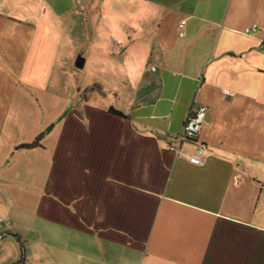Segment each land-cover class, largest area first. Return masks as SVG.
<instances>
[{
  "label": "crops",
  "instance_id": "crops-1",
  "mask_svg": "<svg viewBox=\"0 0 264 264\" xmlns=\"http://www.w3.org/2000/svg\"><path fill=\"white\" fill-rule=\"evenodd\" d=\"M263 46L264 0H0V264H264Z\"/></svg>",
  "mask_w": 264,
  "mask_h": 264
},
{
  "label": "built area",
  "instance_id": "built-area-1",
  "mask_svg": "<svg viewBox=\"0 0 264 264\" xmlns=\"http://www.w3.org/2000/svg\"><path fill=\"white\" fill-rule=\"evenodd\" d=\"M182 25V24H181ZM258 28L252 26L246 28L243 33L246 35H251L256 33ZM264 54V46H263ZM207 108L205 106H198L196 109L192 110L185 118L182 126L181 132L172 138L169 144V150L179 153L181 144L184 142L193 145L192 153L187 157L190 164L195 166H201L204 164L207 157V148L205 144L198 141V136L202 128L203 121L205 119ZM173 142L177 144H173ZM1 225V220H0Z\"/></svg>",
  "mask_w": 264,
  "mask_h": 264
},
{
  "label": "trees",
  "instance_id": "trees-1",
  "mask_svg": "<svg viewBox=\"0 0 264 264\" xmlns=\"http://www.w3.org/2000/svg\"><path fill=\"white\" fill-rule=\"evenodd\" d=\"M91 89H99L98 87H93V88H91ZM86 93V92H85ZM109 112L110 113H113V114H115V115H118V116H122L123 117V115H122V113L121 112H119V111H116V110H114V109H112V108H109ZM50 131V128H48V129H46L43 133H41L32 143H30V144H26V145H23V146H21L22 148H33V147H36V146H38V144H39V141L42 139V137L46 134V133H48ZM21 250H22V247H21Z\"/></svg>",
  "mask_w": 264,
  "mask_h": 264
},
{
  "label": "rangeland",
  "instance_id": "rangeland-1",
  "mask_svg": "<svg viewBox=\"0 0 264 264\" xmlns=\"http://www.w3.org/2000/svg\"><path fill=\"white\" fill-rule=\"evenodd\" d=\"M85 94H87V92Z\"/></svg>",
  "mask_w": 264,
  "mask_h": 264
}]
</instances>
